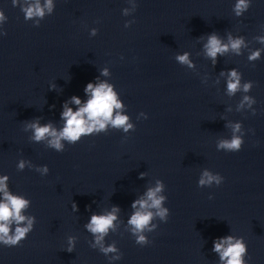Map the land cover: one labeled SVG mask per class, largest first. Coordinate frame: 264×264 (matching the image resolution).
Masks as SVG:
<instances>
[{"label": "clouds", "instance_id": "obj_1", "mask_svg": "<svg viewBox=\"0 0 264 264\" xmlns=\"http://www.w3.org/2000/svg\"><path fill=\"white\" fill-rule=\"evenodd\" d=\"M13 5H17L18 0H12ZM26 5V6H25ZM25 5H21V11L24 13L25 20H32L35 17L43 18L45 16V10L50 14L53 11L52 0H45V4L42 6L40 0H34V2H28L25 0ZM250 7V0H237L234 6V13L236 16H242ZM6 17L3 11H0V26L6 21ZM127 26V25H126ZM96 34V30H93V35ZM0 35H7L6 32H0ZM229 43L222 44L218 36L213 33L209 35L207 43L204 45L206 54L215 63L218 54L223 55L225 52L231 50L239 54L241 47L244 45V38L239 37L233 39L229 35ZM260 43H264V36L257 37ZM261 49L254 51L248 59L250 61L258 60L260 58ZM177 60L182 64H188L190 67L188 54L177 56ZM103 75H107L105 70ZM224 73H221L223 75ZM240 74L236 69H231L228 73L227 90L228 93L234 94L240 90L249 91L253 82L249 81L241 86ZM86 94H89L87 102L73 111L72 108L64 105V111L62 112V119L65 121L63 128L58 132L51 124L40 126L39 122H33L29 126L33 130V139L35 141H41L46 137H50L48 143L49 146L56 149L57 152H63L62 140H67L71 144H76L82 136H89L93 133H99L106 130L108 125L113 128L123 129L124 132H128L133 128V125L129 123V117L125 114L117 112L113 117L114 109H121L122 103L117 98V93L113 91V87L105 82L94 85L88 83L84 89ZM72 103L81 105V100L77 96L71 98ZM247 103L249 106L255 103V100L249 96H245L241 102L240 107ZM255 114V113H254ZM241 125L237 123L233 132H239ZM244 144V140L240 136L233 135L231 140H223L218 144V148L225 149L228 152H238L241 150ZM25 161L20 160L17 167L23 170L25 167ZM49 171L48 166L45 165L42 168L43 173ZM8 177L5 175L0 177V193H3V200L0 201V244L7 247H14L21 244L28 236V233L33 229L34 218L28 219L27 226L21 227V223L25 221L26 217L22 215V211L29 205V201L23 197L12 195L8 189L6 181ZM223 181V177L219 174L212 175L205 170L199 180V186L211 185L213 182L219 186ZM164 190V184L161 181H157L155 188L149 189L146 193L147 199L136 200L133 202L132 207L135 209L137 205L139 208L129 219L128 223L132 227V232L136 235V243L144 246L150 243V241L143 235V232L147 229L152 231L155 225L149 227L150 222L154 216H158L162 221H167L170 213L169 209L163 207L165 197L158 195ZM150 202V203H149ZM150 209H155V213ZM73 210H76L73 205ZM117 207H113L112 212L106 215L91 216L90 221L85 225L87 230L94 234L95 244L92 247L100 246V251L107 255L108 253L116 252L117 249L114 245L108 247L103 246L104 236L108 233L109 229L113 227V221L116 220L114 213L118 212ZM15 222L16 228L13 234H10V225ZM74 249L72 238H69V247L67 251L71 252ZM213 251L218 253L220 260L223 264H245L244 257L247 253V246L242 238H235L227 236L219 238L218 241H213ZM113 259H121V256H114Z\"/></svg>", "mask_w": 264, "mask_h": 264}]
</instances>
